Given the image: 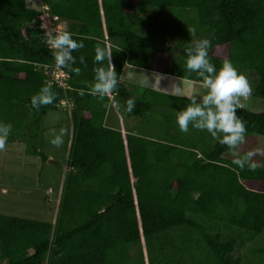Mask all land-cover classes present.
<instances>
[{"label":"trees","instance_id":"obj_1","mask_svg":"<svg viewBox=\"0 0 264 264\" xmlns=\"http://www.w3.org/2000/svg\"><path fill=\"white\" fill-rule=\"evenodd\" d=\"M44 3L83 41L84 48L72 53L80 74L64 69L70 89L52 85L56 100L32 108L31 97L48 84L42 66L54 65V57L42 30L27 26L39 13L26 0H0V122L12 125L8 142H24L28 155L46 163L43 120L50 111L66 110L70 170L54 223L0 214V264H263L264 162H256L254 171L239 169L205 131L177 130L183 140L166 130L155 140L107 127L105 120L112 108L148 121L157 110L178 111L188 103L123 82L127 64L201 84L184 68L185 50L173 57L144 38L148 11L196 10L211 42V62L219 68L229 59L240 73L256 72L254 97L264 100V0ZM98 45L111 54L118 79L103 100L90 93ZM129 98L136 102L132 113L124 108ZM66 99L71 111L61 104ZM237 115L246 123V137H264V112L240 108Z\"/></svg>","mask_w":264,"mask_h":264},{"label":"rangeland","instance_id":"obj_2","mask_svg":"<svg viewBox=\"0 0 264 264\" xmlns=\"http://www.w3.org/2000/svg\"><path fill=\"white\" fill-rule=\"evenodd\" d=\"M26 1L32 6L29 0ZM152 12L143 13L141 29L145 28L144 38L149 41L154 50L166 51L173 57H180L191 40L207 38L197 24L196 10L175 8L159 13ZM193 29H195L194 36ZM242 74L247 77L252 88L250 96L240 98L242 107L253 113H263L264 100L254 97L259 76L256 72L249 70L242 71ZM112 110L117 116L111 115V122H107V127L127 130L130 119L118 108ZM148 119L151 122L150 126L145 128L143 133L151 134L155 140H158L164 137V132L167 130L176 133L184 140L185 135L177 133L179 128L175 121L174 110H157ZM131 121V125L134 126L135 121ZM42 127L45 130L42 150L49 157L46 163L39 157L28 155L24 142H7L5 149L0 151V214L54 223L62 188L70 170L66 164L72 137L70 114L64 109L50 111L44 118ZM161 127L164 129L162 130ZM61 129L64 132V143L57 148L50 143V140L54 138V134H60ZM190 130L194 129L190 127ZM251 150H259L253 162L263 164L264 137L247 136L245 144L241 146V154ZM224 157L230 160L235 158L229 152ZM249 247L248 245L245 250H242L241 254L243 255ZM132 253L136 256L137 250L133 248Z\"/></svg>","mask_w":264,"mask_h":264},{"label":"clouds","instance_id":"obj_3","mask_svg":"<svg viewBox=\"0 0 264 264\" xmlns=\"http://www.w3.org/2000/svg\"><path fill=\"white\" fill-rule=\"evenodd\" d=\"M42 27L45 28V41L52 51L55 66L79 75V68H73L77 58L72 53L84 48L83 41L74 39L70 31L47 30L46 25ZM192 35H195V29L192 30ZM210 47V40L201 39L194 47L185 49L184 68L189 74L195 73L200 78L205 92L203 95L191 93L185 97L188 101L187 105L178 111L174 110L176 124L184 133H187L190 127L207 132L213 140L225 146L235 157L232 161L234 165L241 170L247 167L254 171L258 165L253 162V158L259 150L241 154V146L246 142L247 128L246 123L237 115L242 107L240 98L250 96L252 88L247 77L240 73L229 59H225L217 68L210 60L208 51ZM94 52V63L98 66L93 69L94 83L90 93L103 100L117 89V73L111 63L110 53L99 45ZM79 59L81 63L84 62L83 57ZM106 59L109 65L107 68L103 66ZM56 95L52 90V84L48 83L31 97V107L39 110L41 106L50 105L56 100ZM135 103L134 99L129 98L124 106L125 111L132 113ZM104 107L109 106L104 105ZM11 130L10 123L0 122V151L5 149ZM63 135L61 129L60 134H54L50 143L57 148L61 147L64 143Z\"/></svg>","mask_w":264,"mask_h":264},{"label":"crops","instance_id":"obj_4","mask_svg":"<svg viewBox=\"0 0 264 264\" xmlns=\"http://www.w3.org/2000/svg\"><path fill=\"white\" fill-rule=\"evenodd\" d=\"M61 27H62V30L64 29L65 31H67V26L62 24ZM206 39L209 40L208 37ZM197 41L199 40L193 39L190 46L194 47ZM121 80L125 83L137 86L139 88L152 90L154 92H158L163 95H166V97L163 96V99H165L166 101L171 100L167 98V96L170 98L176 97V98H180L183 100H187L185 97L188 94L199 93L203 95L205 92V90L202 87V84L200 83L177 78V77L166 75L163 73L150 71L148 69H144V68H140V67H136V66H132L128 64L123 69ZM240 103H242V100H240ZM112 109L108 111V114L105 120V125L107 124V122L109 121L111 122V115L117 116V114L113 112ZM129 119H130L129 120L130 123L126 122L128 129L127 130L122 129L121 131L127 132V133H131V132L134 133V132L139 131V133L144 134L143 130L149 127L151 123L150 121L141 120L139 118H129ZM131 120L135 121V123L133 124L134 126L131 125L132 123ZM135 124H137L136 127H135Z\"/></svg>","mask_w":264,"mask_h":264},{"label":"built area","instance_id":"obj_5","mask_svg":"<svg viewBox=\"0 0 264 264\" xmlns=\"http://www.w3.org/2000/svg\"><path fill=\"white\" fill-rule=\"evenodd\" d=\"M29 1L32 3V6H29V8L39 13L36 19L32 23L28 24L29 28L38 27L40 30H42L43 36L45 33V28H43L42 25H46L47 30L63 31L61 27L60 19L56 16L51 15V13L49 12V7L44 3V0H29ZM42 67H44L46 71L47 83L56 85L64 89L65 91L70 89V85L68 83L70 79V75L64 69L57 68L55 64L51 66H42ZM61 104L62 106L66 107L68 111H71L72 103L70 100L66 99L62 101Z\"/></svg>","mask_w":264,"mask_h":264}]
</instances>
